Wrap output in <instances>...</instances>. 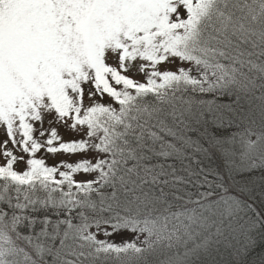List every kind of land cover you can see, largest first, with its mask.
Wrapping results in <instances>:
<instances>
[{
    "label": "snow or ice",
    "instance_id": "6c2138e0",
    "mask_svg": "<svg viewBox=\"0 0 264 264\" xmlns=\"http://www.w3.org/2000/svg\"><path fill=\"white\" fill-rule=\"evenodd\" d=\"M0 133V264H264V0H0Z\"/></svg>",
    "mask_w": 264,
    "mask_h": 264
},
{
    "label": "rangeland",
    "instance_id": "374dc122",
    "mask_svg": "<svg viewBox=\"0 0 264 264\" xmlns=\"http://www.w3.org/2000/svg\"><path fill=\"white\" fill-rule=\"evenodd\" d=\"M129 75H131V73H129ZM137 78L140 79V80H143V77L138 76ZM48 126L49 125L46 122L45 123V127L47 128ZM53 127H57L58 128V131L60 132V135L64 138V140H70V139L78 138V137H74L71 134H69L68 132H66L65 129L62 128V127H60L59 125H53ZM2 139H4V137H3L2 133H0V140H2ZM15 154L16 155H21V153L18 150L16 151ZM37 158H44V159H46V162L49 165H51L55 161L60 160V159H67L69 161H74V160L78 159L79 157L57 156V157L53 158L51 156H48L43 151H41L40 153H37ZM0 163H3V160L2 159H0ZM16 167L18 169H23L24 165L23 164H18Z\"/></svg>",
    "mask_w": 264,
    "mask_h": 264
},
{
    "label": "trees",
    "instance_id": "16d2710c",
    "mask_svg": "<svg viewBox=\"0 0 264 264\" xmlns=\"http://www.w3.org/2000/svg\"><path fill=\"white\" fill-rule=\"evenodd\" d=\"M111 239H114L115 242L119 243L120 242V237H114V238H111Z\"/></svg>",
    "mask_w": 264,
    "mask_h": 264
}]
</instances>
